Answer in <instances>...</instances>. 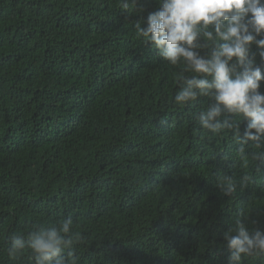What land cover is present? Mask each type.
<instances>
[{
	"label": "trees",
	"instance_id": "trees-1",
	"mask_svg": "<svg viewBox=\"0 0 264 264\" xmlns=\"http://www.w3.org/2000/svg\"><path fill=\"white\" fill-rule=\"evenodd\" d=\"M161 4L0 0V264H35L9 254L13 237L68 218L78 264H264L231 262L224 240L237 220L264 231V159L245 169L231 131L200 128L210 97L174 103L180 68L135 29ZM220 119L243 136L246 119Z\"/></svg>",
	"mask_w": 264,
	"mask_h": 264
},
{
	"label": "clouds",
	"instance_id": "clouds-1",
	"mask_svg": "<svg viewBox=\"0 0 264 264\" xmlns=\"http://www.w3.org/2000/svg\"><path fill=\"white\" fill-rule=\"evenodd\" d=\"M127 8V4L124 5ZM135 29L144 43H151L168 64L181 70L174 103L186 107L198 97H210L214 103L196 117L200 128L212 136L231 131L240 147L237 157L245 169L264 159V153L247 151L246 146H264V81L262 68L250 56L253 45L264 62V0H162L159 10L149 14L146 27L136 23ZM197 49H208L202 56ZM240 69V70H238ZM190 73L191 75H186ZM236 114L247 120L241 137L239 120L221 116ZM251 173L241 178L242 184L252 180ZM225 196L236 191L235 181L226 174L217 178ZM73 229L72 219H63L57 227H41L27 238L13 237L10 255L25 248L34 254L35 264H78V257L63 251L81 239ZM230 250L229 260L264 258V231L250 233L237 220L235 227L224 233Z\"/></svg>",
	"mask_w": 264,
	"mask_h": 264
}]
</instances>
